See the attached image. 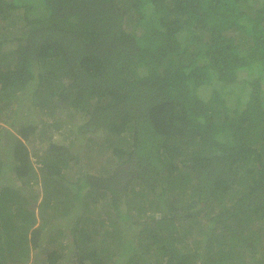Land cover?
<instances>
[{
	"label": "trees",
	"instance_id": "16d2710c",
	"mask_svg": "<svg viewBox=\"0 0 264 264\" xmlns=\"http://www.w3.org/2000/svg\"><path fill=\"white\" fill-rule=\"evenodd\" d=\"M60 106L86 119L24 192ZM104 127L109 175L74 145ZM0 151V264H264V0H0Z\"/></svg>",
	"mask_w": 264,
	"mask_h": 264
},
{
	"label": "rangeland",
	"instance_id": "374dc122",
	"mask_svg": "<svg viewBox=\"0 0 264 264\" xmlns=\"http://www.w3.org/2000/svg\"><path fill=\"white\" fill-rule=\"evenodd\" d=\"M11 47L13 48L14 45L13 44L10 45L9 48L12 49ZM237 86L240 87L242 86V84L237 85ZM227 97L232 107L235 106L234 104L236 105L239 104L238 106H240L241 109H244L246 106H248L251 94H250V91L245 87L243 92L241 93V98H239L237 94H233L232 96L228 95ZM237 100L238 102H236ZM62 108L63 107L60 106L57 109L59 110ZM62 111L63 112L60 114L61 119L59 118L58 120H56V123L51 125V127H49L47 131L43 132V134L40 135L38 138L37 137L36 139L34 138L35 145L33 142H31V144L27 142V144L29 145L31 149L32 161H35L34 165H35V168L37 169L35 172L37 174L35 176L34 174H32V172H30L29 175L25 178H22V179L15 178L14 181L23 188L24 192L26 191L31 192L30 189H36L40 192L38 196H42V186L44 185V173L45 172L41 171L40 165L36 162L37 160H39L40 158L44 156L42 150H44L47 147L48 143H52V142L56 144H60L63 142L64 143L67 142L71 144L72 143L71 139H73V137L76 136V133H77L75 131L76 126L74 124L75 123L78 124L84 119H86L80 116V114L75 113L74 111L68 110L66 108L62 109ZM219 111L222 113V115H224L223 107H220ZM28 116L29 117L27 119L31 121L32 120L39 121V119L42 118L41 111H39L38 109H35L34 113ZM1 126L2 128H6V124H4L3 122L1 123ZM40 131L41 130H38L35 135L38 136ZM16 132H18V130ZM79 135L84 136L82 139V142L81 144H79L78 141L76 144L74 142V145L76 148H79L80 146L83 147V149H81L82 157L79 158L78 160V164L80 165L81 169L86 168L84 170L90 171L92 173L109 175V174H112L114 171L121 169L124 164L128 165V162L123 163L120 160H118L119 158L114 153V150H113L114 146L118 144L119 145H123V144L122 142H118L117 136L115 137L113 134H111L107 127H104L102 131L99 133L97 132L95 133L89 130V131H81L79 132ZM125 135H129V133H125ZM108 137H109V141H105L108 139ZM34 146H40L43 149L38 151ZM123 146H127V144ZM90 150L91 152L89 153ZM35 152H38L39 156H36ZM80 171L81 170H73L74 174H77ZM11 174L14 177L13 174H16V172L13 170ZM124 177L125 176H123L122 179ZM124 183H125V180L123 179V184ZM134 184L135 183L133 182L129 185L131 186ZM140 187L141 185L140 186L136 185V188L140 189ZM102 203H105L104 199L103 201H100V203L98 202L97 206H102ZM187 221L188 222L184 220L178 221L177 225L181 232L183 233L184 231L187 232L185 233V238L186 236H188V238H186L185 240V246L194 247L193 240L195 238H202L203 236H200L201 234H199L196 231L197 224H194L193 221H190V220H187ZM256 224H260L264 226L263 221L256 222ZM188 230H189V235H188ZM249 231L250 230L247 227V229L242 233V236H247ZM47 243L51 247H54L53 242L52 243L47 242ZM34 249H35L34 250L35 252L36 248ZM38 252H39V249H38ZM42 257H45V256L42 255ZM34 261H36V259L32 258L30 262L25 263V264H33ZM166 261H167V257L166 256L161 257V255L159 254L156 257H149V260L147 261V263L148 264H165ZM15 264H20V263H15Z\"/></svg>",
	"mask_w": 264,
	"mask_h": 264
}]
</instances>
